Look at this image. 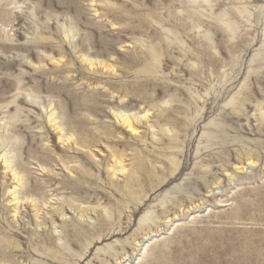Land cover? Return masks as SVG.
Returning a JSON list of instances; mask_svg holds the SVG:
<instances>
[{
	"label": "rangeland",
	"instance_id": "374dc122",
	"mask_svg": "<svg viewBox=\"0 0 264 264\" xmlns=\"http://www.w3.org/2000/svg\"><path fill=\"white\" fill-rule=\"evenodd\" d=\"M0 264H264V0H0Z\"/></svg>",
	"mask_w": 264,
	"mask_h": 264
},
{
	"label": "bare ground",
	"instance_id": "6f19581e",
	"mask_svg": "<svg viewBox=\"0 0 264 264\" xmlns=\"http://www.w3.org/2000/svg\"><path fill=\"white\" fill-rule=\"evenodd\" d=\"M126 122L128 123V122H129V119H125V123H126ZM130 127H131V126H130Z\"/></svg>",
	"mask_w": 264,
	"mask_h": 264
}]
</instances>
